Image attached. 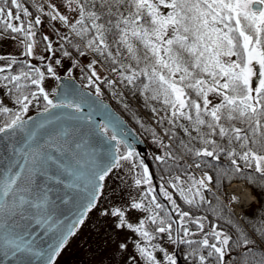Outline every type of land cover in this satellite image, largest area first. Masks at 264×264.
<instances>
[{
	"label": "snow or ice",
	"instance_id": "obj_1",
	"mask_svg": "<svg viewBox=\"0 0 264 264\" xmlns=\"http://www.w3.org/2000/svg\"><path fill=\"white\" fill-rule=\"evenodd\" d=\"M75 2L77 5L75 11L79 16L75 23H71L68 17L58 12L54 14L50 11L47 15L52 20L58 19L68 24L75 35L84 41L85 47L96 54L111 58L114 65L112 70L120 72L121 81H126L133 88L139 87L144 93L149 94L145 96L146 100H162L171 111L169 124L181 128L190 140L199 139L204 145L202 149H194L181 140L180 144L188 154L212 158L217 162L221 154H224L230 157L232 171L242 172L239 161H243L245 168L254 166L255 172L264 176V154L255 150L264 149L262 122L264 0H75ZM69 3H72V0H69ZM161 8L167 9L166 14ZM21 15L31 17L32 13L20 0H0V29L22 34L26 47L24 54L31 55L33 46L29 38L35 35L32 31L34 25H40L42 21L36 16L34 21L29 19L25 26ZM44 39L48 40V37L45 36ZM77 51L80 55L85 54L79 48ZM124 53H127V59L131 63L119 62V56ZM64 55L69 56L70 53L65 51ZM232 57L236 59L233 60ZM4 71L5 69L0 68V72ZM47 71L55 75V70L50 65ZM35 72V77L28 71L2 77V80L7 82L4 85L7 92L15 95V103L19 105V110L13 112L4 106L0 99V113L10 114L0 126V135L6 134L11 138L17 132H26L23 146L13 148L14 153L21 156L23 162L16 160L10 163L0 177V246L5 249L4 255L10 252L14 256L18 254L23 256L34 252L32 243L11 229L9 219L16 215L24 218L27 211H32V215L38 218L37 223H47L50 218L47 213L48 193L42 191L33 194L31 183L38 168L54 159L48 154L49 148L55 147L57 151L63 152L64 148L69 146L71 132L63 121L92 120L91 112L81 116L53 113L52 110L58 108L84 113V107L75 100L54 102L40 87L39 92L46 101L44 113L48 115L43 120L33 121L29 125L32 118L24 119V114L28 112L31 103L29 97L31 96L33 100L38 97L36 93L28 91L26 82L30 80L32 85H39L44 77L38 69ZM89 79L92 80V77ZM92 83L95 84V80H92ZM108 83L115 84L116 81ZM9 84L12 85L11 88L8 87ZM96 93L100 94L98 86ZM193 93L197 99L192 98ZM210 93L219 97L220 103L212 104L209 99ZM179 120L189 121L198 136L193 137L189 126L177 123ZM235 122L246 123L248 127L246 129L236 127ZM116 126L115 123L111 125L110 139L113 141L118 140ZM98 127L103 133L110 131L109 124ZM202 128H207L208 132H202ZM212 136H218L220 140H226L229 144L239 142L242 153L227 149L215 139L209 138ZM60 141L63 143H59ZM75 147L80 148L81 142H76ZM132 155H134L132 151H129L127 156L120 155L119 159L113 160L111 164L93 170L92 176L96 180H104L112 167L118 165L119 160ZM157 159L164 160L165 157ZM175 159L173 157V160ZM144 171L148 172L146 166ZM145 179L151 191L150 179L148 177ZM175 179L179 180V177ZM212 181L213 177L205 173L203 178L193 180L187 194L180 184H173V187L179 190L186 203L199 204L204 202L201 189ZM136 183L140 184L141 180L138 179ZM85 187H90L91 195L82 206L83 211L76 220L62 232L59 241L54 246H49L47 264H54V258L67 244L68 238L75 234L76 226L82 225L87 212L95 207L98 186L89 179ZM164 195L172 202L174 210L179 212L181 221L189 216L188 212L179 211V205L167 191ZM189 195L193 197L199 195L200 199L199 201L189 199ZM152 200L155 201L156 197L153 196ZM232 200L235 201L236 197L233 196ZM143 207L144 205L139 203L132 204L134 209ZM161 207L159 203L155 204V208ZM112 215L121 218L118 227H125L123 211L116 209ZM152 219L155 220L156 217L153 216ZM164 224L165 220L161 219L159 233H165L171 228L170 223L167 228L163 226ZM126 226L133 229L131 223H127ZM199 227L202 229L203 224H199ZM213 227L216 243L210 244L207 238L195 241L211 249L208 257L215 256L218 264H226L225 257L231 259L235 253L237 264H264V220L247 222V227L233 228L232 235L223 230L216 231L215 229L220 228L219 224ZM142 229L143 223L133 230L143 236H149V233ZM184 235H191L187 228H184ZM173 242H183L189 246L194 243L188 239L181 240L179 235ZM140 251L149 264H157L153 254L146 248H141ZM189 255L195 256V251ZM198 259L200 264H206L207 258L204 255H200ZM21 264H24L23 259ZM169 264H176L174 257L170 258Z\"/></svg>",
	"mask_w": 264,
	"mask_h": 264
},
{
	"label": "trees",
	"instance_id": "obj_2",
	"mask_svg": "<svg viewBox=\"0 0 264 264\" xmlns=\"http://www.w3.org/2000/svg\"><path fill=\"white\" fill-rule=\"evenodd\" d=\"M21 3H24L27 8L31 10L32 16L25 17L24 23L25 26L29 19L33 20L38 15V12L34 9V7L27 1L21 0ZM15 11V10H14ZM161 11L167 12V9L161 8ZM18 24L17 22H15ZM0 33L13 37L16 36L18 38H22V34H13L10 31H3L0 29ZM40 36H42V30L39 32ZM39 36V37H40ZM43 40V39H41ZM70 46V52L74 53L78 57H81L80 52L77 51L79 48L81 51H84V47L79 43V41L72 37V40L68 41ZM66 49V48H65ZM141 49V54H142ZM102 62L107 66V68L112 72L114 79L106 76L101 81H95L97 86L100 88V93L104 98L109 100L113 106L124 114L127 119L135 126L137 130L143 133L147 138H156L158 141L157 146L155 148L160 149V151L154 152V154L148 155V160L150 162L151 168L156 176V182L161 187L166 185V176H176L179 174L188 175L192 172V168L189 164V161L193 163H198L200 168L203 170H208L213 177V184L218 192L221 194H225V187L231 184L233 181L245 180L247 184L250 186L252 192L256 195L258 202L253 203L248 209H246L242 215V220L238 219L234 213L228 208V206L224 203V201L213 191H208L205 193L204 202L203 203H193L188 204L185 201L181 200L176 194L174 199L176 204L179 205V211L188 212L189 214L198 217L207 218L206 221L211 228L210 231L203 233L202 236L190 237L184 235V228H187L189 233L200 231L199 222L195 221L192 218H184L181 221V217L179 216V212L174 210V206L170 200L164 195V192L159 188L152 189L153 191H146L144 195V200L150 202V205L147 206L146 209L148 211V219L150 223V227L155 230L157 233L160 225V220L164 219L165 224L164 227L167 228V225L170 223L171 228L168 229L163 235L166 240L174 241L177 236L183 239H188L194 241L192 245H187L183 242L176 243L179 249V256L181 258L182 264H200L198 257L200 255H204L207 260L206 264H218L215 256L208 257V252L211 251L210 248H205L202 244H197L195 241H202L207 238L209 243H216V240L213 236L214 225L219 224L220 228L215 229L216 231L223 230L224 232L232 235V229L238 228L239 226L247 227V222H260L264 220V176L255 172L254 166L252 168H245L244 162L239 161L242 172L236 173L232 171V166L230 164V157L221 154L220 160L217 162L212 158L208 157H195L194 155L188 154L185 149L181 146L180 141L183 140L185 144H188L189 147L194 149H202L204 145L199 141L190 140L189 136L184 133L181 128L173 127V125L169 124L168 120L171 117L170 109H167L163 104L162 100L152 101L146 100L145 96L149 95L144 93L143 90L139 87L133 88L131 85H128L126 81H121V76L119 71H113V63L111 58H106L105 56L94 53ZM77 59V58H76ZM75 61H78V59ZM235 60V57H232ZM119 62L128 64L131 63L130 60L127 59V53H124L122 56H119ZM32 64L21 60L20 62H16L12 64L8 68H4V72H0V99L7 97L9 100L8 103H3L4 106L12 109L13 112L19 110V105L15 103V95L13 93L7 92L4 85L7 83L2 80V77L5 75H19L22 71L30 72L31 76L35 77V70L40 69L38 67H34ZM44 70H47L46 67ZM89 70L91 71V66L82 68V76L83 78L92 77L90 75ZM75 71V68L73 69ZM92 80L89 79L90 82ZM108 81H116L115 84H109ZM23 82V81H22ZM28 84V91L36 93L39 99L33 100L31 96L29 99L31 103L29 104V108L32 107H45V102L42 100L43 96L39 92V85H32L31 81L26 82ZM139 83V82H137ZM96 86V87H97ZM9 88L12 87L11 84L8 85ZM193 99H197L195 94H192ZM199 102V101H198ZM220 103L218 100L214 104ZM155 109V111H153ZM10 114H2L0 113V126L5 122L7 116ZM26 115V114H24ZM264 122V121H262ZM179 124H184L189 126L191 130V134L193 137L198 136V133L192 128L191 123L186 120L177 121ZM236 127L246 129L248 125L243 122H235ZM202 132L207 133V128H202ZM210 139H215L217 143L225 146L227 149H233L237 153H242V149L240 147L239 142L229 144L226 140H220L218 136L209 137ZM122 149L125 151V145H122ZM154 149V148H153ZM260 154H264V149H255ZM139 161V164L142 168L147 167L149 169L145 159L139 156L136 152H133ZM157 157H165L164 160H158ZM173 157L176 159L173 160ZM150 170V169H149ZM151 178H153L148 171ZM143 179L142 176H140ZM251 181V183H250ZM155 184V183H154ZM159 190V191H158ZM164 190V189H163ZM155 196L156 200L153 201L152 197ZM199 201V200H197ZM159 203L162 207L157 209L155 208V204ZM155 216L156 219L153 220L152 217ZM231 224V227H229ZM141 241L139 242L137 249L139 255L142 256L143 260H147L145 255H143L140 251L141 248H146L149 252L153 254L155 260L158 261L160 255L155 251V247L152 246L151 242L149 243V239L147 236L141 235ZM235 238V237H233ZM195 251V256L189 255L190 253ZM225 261L230 260L232 263L237 264V258L235 253H233L232 258L229 259L227 256L225 257Z\"/></svg>",
	"mask_w": 264,
	"mask_h": 264
},
{
	"label": "rangeland",
	"instance_id": "obj_3",
	"mask_svg": "<svg viewBox=\"0 0 264 264\" xmlns=\"http://www.w3.org/2000/svg\"><path fill=\"white\" fill-rule=\"evenodd\" d=\"M33 7H37L42 10V15L39 16L44 26V36L48 37L47 48L42 46L38 41V38L34 35L30 37V41L33 46V51L31 55H25L26 47L23 38L15 39L13 37L8 38L4 34L0 33V68H8L12 64V61L24 60L29 64H32L35 68L38 67L40 72L44 74L43 79L40 81L39 88L42 87L49 95L50 99H54V96L51 94L55 85L58 84V78L60 75H69L72 71V62L74 60L73 53L69 52V56H65L63 52L59 49V45L63 44V37L66 43L69 40H72V37H75V33L69 27L68 24H65L60 20H52L51 17L47 15L49 11L59 13L68 17L71 23H75L79 16L75 11L77 5L75 0H72V3H69V0H46L48 5L43 4L41 0H27ZM21 2V0H20ZM24 6L25 4L22 3ZM45 5L48 9H44ZM26 7V6H25ZM36 8V7H35ZM29 12L31 10L28 8ZM26 16L21 15V20L23 21ZM48 18V23L46 20ZM45 21V22H44ZM24 22V21H23ZM63 22V23H62ZM19 24V22H17ZM49 44L51 49L49 50ZM83 55V58L96 59L91 53H86ZM59 61V63H57ZM82 59L80 60V62ZM15 62V63H16ZM80 64L76 61V65ZM89 64L94 67V70L91 68L92 72L95 73L99 79H102L108 74H110L103 66L98 62L92 63L89 61ZM42 65H45L46 69L49 65L55 70V75L53 76L47 70L42 68ZM33 67V68H34ZM71 69V70H70ZM77 73L80 74L79 69ZM38 86V85H37ZM255 86V85H254ZM51 96V97H50ZM209 99L212 101V104L216 103L219 97L214 94H209ZM3 103H8L9 100L7 97L3 98ZM46 104V101H45ZM43 108L34 107L30 109L31 111L41 110ZM111 136V131L108 132ZM143 133H141L142 135ZM142 138L148 144V149L150 153L144 156V159L149 167L148 171L151 176L155 178V173L152 172L150 168V162L148 160V155L154 154L160 149L155 148L158 141L156 138H147L144 134ZM122 143L119 144L118 153L120 155L127 156L130 149L126 148L125 151L122 149ZM154 148V149H153ZM137 153V152H136ZM137 155H132L127 159L119 160V163L115 168L105 177L104 185L102 186L100 193L97 197L95 207L88 211V214L84 218V223L78 225L75 231V234L70 236L67 244L62 248L60 254L55 258L54 264H149L148 260H143L142 256L139 255L137 246L141 241V233L134 231L133 229L140 226L143 223V231L149 233L147 238L149 243L151 242L152 246L155 247L156 255L159 253L160 257L157 264H169L170 258H175L176 264L177 259L175 255L176 243L172 240H166L163 233H157L150 227L148 219V211L146 210L147 206L150 205V202L146 199L144 200V195L146 191L149 190V183L145 179L148 177L151 182V189H154L155 184L153 178L150 177L149 173H145L144 168L139 164V161L136 158ZM119 159V157H118ZM143 179H141V177ZM174 177V176H172ZM171 176H166V185L161 187L158 184V188L163 192L167 191L172 198L174 199L175 194L183 201L179 190L173 188L170 184ZM187 179L186 182L180 183L181 187L185 189L187 194V189L192 185L193 180H196L194 175L185 176ZM141 180L140 184H137V180ZM156 188V187H155ZM164 189V190H163ZM153 191V190H151ZM195 192V189H193ZM203 193V188L201 189ZM189 199H194L195 201L199 200V195H189ZM186 202V201H185ZM227 202L232 206L233 200L232 196L227 193ZM139 203L144 205L141 209L132 208V204ZM253 204V203H252ZM251 206V205H250ZM249 206V207H250ZM248 208V207H247ZM245 208L244 211L247 209ZM120 209L125 213V227H118L120 217L112 215L113 211ZM187 218H192L195 221L202 223L203 228L200 231L192 232L190 237L202 236L203 233L210 231L205 217H198L189 214ZM131 223L133 229H129L126 225ZM122 245H125L122 247ZM226 259V258H225ZM226 264H234L230 260Z\"/></svg>",
	"mask_w": 264,
	"mask_h": 264
},
{
	"label": "water",
	"instance_id": "obj_4",
	"mask_svg": "<svg viewBox=\"0 0 264 264\" xmlns=\"http://www.w3.org/2000/svg\"><path fill=\"white\" fill-rule=\"evenodd\" d=\"M66 88L73 91L76 102L82 103L84 113H74L73 110L66 108L53 109L52 112L55 114L68 113L75 116L87 115L91 112L92 120L63 121L69 126L71 132L69 146H66L63 152L57 151L55 147L49 148L48 154L54 159L38 168L31 183L33 194L42 191L48 193L47 213L50 218L47 223H37L38 218L32 215V211H27L24 218L16 215L9 219L8 224L11 229L32 243L34 252L23 256L19 254L14 256L10 252L8 255H4L5 249L0 246V264H21L22 259L24 264H47L49 246H54L59 241L62 232L76 220L79 213L83 211L82 206L87 203L91 195L90 187H85L89 179H92L93 183L98 186V191L95 193L98 197L103 180H96L92 176V172L118 159L119 139H122L131 150L138 148L141 154L147 152L146 142L126 118L117 112L110 102L89 89L81 88L74 77L63 76L60 78L58 93L54 97L55 101L68 100V95L72 96V100L74 99V96L68 91L65 90L63 93L62 90ZM79 90L84 94L83 99L79 97ZM47 115L44 110L34 113L29 116L32 118L29 125L33 121L43 120ZM24 119L27 120L28 117ZM102 122L109 124L110 130L112 123L117 125L115 128V133L118 136L117 141L111 140L108 133L101 131L98 125H101ZM25 139L26 132H17L11 138L6 134L0 135V177L3 176L10 163L16 160L23 162L22 157L15 154L13 148H21ZM76 142H81L80 148L75 147Z\"/></svg>",
	"mask_w": 264,
	"mask_h": 264
},
{
	"label": "bare ground",
	"instance_id": "obj_5",
	"mask_svg": "<svg viewBox=\"0 0 264 264\" xmlns=\"http://www.w3.org/2000/svg\"><path fill=\"white\" fill-rule=\"evenodd\" d=\"M44 46H47L46 42H45ZM71 76H73V75H71ZM74 78L76 80V83L80 84L81 88H83V89H87L88 88L87 86L82 84V82L85 81L82 77L76 76ZM59 85L60 84H56L55 85V87L52 90L51 94H56L57 95ZM65 90L68 91L70 94H72L74 96L73 100H75V95H74L73 91L71 89H69V88H66V89L62 90L63 93H65ZM78 94H79V97L81 99L84 98V94L80 90L78 91ZM68 100H72V96L68 95ZM67 110H70V109H67ZM204 176L205 175H202L200 177V179L203 178ZM209 188H211L210 183H207V187L203 189V191H204L203 192V196L204 197H205V193L210 191ZM227 193L230 194V196H232V197L233 196L236 197V200L233 201V204L235 206V213H237L238 215H240L241 212L255 200V196L251 192L250 188L243 181L232 183L230 186L227 187Z\"/></svg>",
	"mask_w": 264,
	"mask_h": 264
}]
</instances>
